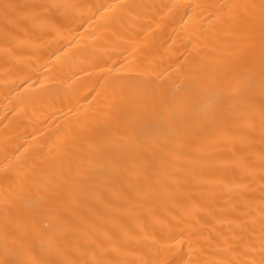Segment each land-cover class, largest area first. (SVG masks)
<instances>
[{
	"label": "bare ground",
	"instance_id": "bare-ground-1",
	"mask_svg": "<svg viewBox=\"0 0 264 264\" xmlns=\"http://www.w3.org/2000/svg\"><path fill=\"white\" fill-rule=\"evenodd\" d=\"M0 264H264V0H0Z\"/></svg>",
	"mask_w": 264,
	"mask_h": 264
}]
</instances>
